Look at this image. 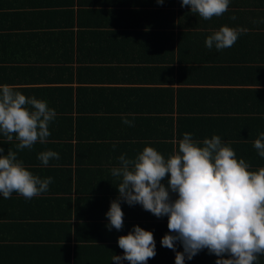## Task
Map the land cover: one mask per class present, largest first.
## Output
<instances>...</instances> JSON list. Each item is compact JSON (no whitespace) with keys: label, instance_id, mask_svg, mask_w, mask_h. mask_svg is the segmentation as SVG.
Listing matches in <instances>:
<instances>
[{"label":"crops","instance_id":"0c3cea01","mask_svg":"<svg viewBox=\"0 0 264 264\" xmlns=\"http://www.w3.org/2000/svg\"><path fill=\"white\" fill-rule=\"evenodd\" d=\"M181 2L0 0V84L18 85L57 113L48 142L18 154L34 175L54 182L30 201L0 194V245H12L13 224L44 225L54 243L75 250L79 264H115L113 255L124 254L118 238L138 225L156 242L157 255L147 264H175V253L160 243L168 217L122 203L123 230L105 227L118 196L110 171L117 158L146 146L167 157L190 132L201 141L219 135L252 170L264 167L252 144L264 132L257 126L264 118V0H230L226 13L208 21ZM224 25L248 31L231 48L209 50L206 37ZM31 68L37 70L29 74ZM171 68L181 75H169ZM16 143L0 134L4 154ZM46 150L60 155L47 167L37 159ZM217 259L205 249L185 264Z\"/></svg>","mask_w":264,"mask_h":264},{"label":"clouds","instance_id":"9594fccd","mask_svg":"<svg viewBox=\"0 0 264 264\" xmlns=\"http://www.w3.org/2000/svg\"><path fill=\"white\" fill-rule=\"evenodd\" d=\"M156 2L162 6L165 0ZM229 5L230 0L181 2V7H189L205 21L221 17ZM229 19L236 20V16ZM247 31L221 26L206 37L205 47L217 51L231 48ZM18 87L0 84V134L9 142L17 141L15 150L9 148L6 154L0 148V194L11 199L16 193L30 201L47 193L54 180L34 175L18 154L48 142L57 113L46 100L26 97ZM122 122L134 126L127 118ZM174 144L167 157L146 146L133 157L121 154L117 158V166L110 171L119 181L118 196L105 214L107 230H123L122 203L140 205L158 219L168 217L169 232L160 243L175 253V264H185L205 249L218 257L215 264H258L264 256V167L252 170L251 163L237 159L230 143L219 135L201 141L185 132ZM252 144L258 156L264 158V132ZM37 159L47 167L60 155L46 150L38 153ZM117 243L124 254L113 255L115 264H147L157 255L153 233L138 225L120 236ZM177 245L183 250L177 251Z\"/></svg>","mask_w":264,"mask_h":264},{"label":"trees","instance_id":"16d2710c","mask_svg":"<svg viewBox=\"0 0 264 264\" xmlns=\"http://www.w3.org/2000/svg\"><path fill=\"white\" fill-rule=\"evenodd\" d=\"M62 68L66 70L64 67ZM36 70L37 68L29 69V74ZM69 70L72 71V68H69ZM166 70H169V75H181L179 69ZM63 102L66 105L72 102L71 97ZM151 121L155 124L160 122L156 119ZM263 123L264 118L257 121V126L261 128L262 124V127H264ZM248 147H251V145ZM36 226L29 228L13 224L10 228L13 235L12 245H0V264H79L72 258V253L75 250H72L68 245L54 243L55 241L50 239L53 232L47 226L38 225L37 228ZM36 230H40L39 235L31 236L30 232ZM41 234L42 236H40Z\"/></svg>","mask_w":264,"mask_h":264}]
</instances>
